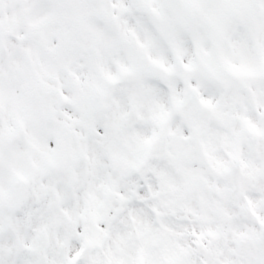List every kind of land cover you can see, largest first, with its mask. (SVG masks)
<instances>
[{
  "label": "snow or ice",
  "instance_id": "obj_1",
  "mask_svg": "<svg viewBox=\"0 0 264 264\" xmlns=\"http://www.w3.org/2000/svg\"><path fill=\"white\" fill-rule=\"evenodd\" d=\"M0 264H264V0H0Z\"/></svg>",
  "mask_w": 264,
  "mask_h": 264
}]
</instances>
